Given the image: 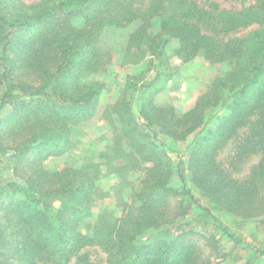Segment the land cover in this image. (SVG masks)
I'll list each match as a JSON object with an SVG mask.
<instances>
[{"label":"trees","instance_id":"1","mask_svg":"<svg viewBox=\"0 0 264 264\" xmlns=\"http://www.w3.org/2000/svg\"><path fill=\"white\" fill-rule=\"evenodd\" d=\"M79 18L82 24H74ZM135 20L125 56L145 45L154 74L141 84L144 72L129 75L114 108L123 136L150 167L134 210L83 230L94 180L72 167L50 171L41 163L70 147L71 126L88 119L98 104L103 83L84 77L109 65L102 32ZM251 25L242 35L222 38ZM171 41L182 61L202 55L230 66L180 114L152 96L172 78ZM130 92L139 94L141 118L133 113ZM4 106L11 110L0 120V154L9 151L18 177L0 176V264H94L80 253L87 247L103 251L105 264H210L204 247L215 250V237L179 231L177 219L186 210L181 201L171 206L179 195L169 185L172 161L149 127L184 140L211 122L189 153L191 181L226 213L264 218V0L238 11L197 0H0V110ZM230 140L234 150L224 163L219 152ZM250 156L257 160L247 174L235 176L230 169ZM148 230L156 234L144 236Z\"/></svg>","mask_w":264,"mask_h":264},{"label":"rangeland","instance_id":"2","mask_svg":"<svg viewBox=\"0 0 264 264\" xmlns=\"http://www.w3.org/2000/svg\"><path fill=\"white\" fill-rule=\"evenodd\" d=\"M23 1L32 2L35 0ZM142 1L145 2V0ZM197 1L201 6L210 5L217 9L231 11L241 10L256 2V0ZM82 21L80 18L75 19L74 24L80 25ZM153 22L155 23L152 31L157 32L159 21L156 19ZM138 25L139 20H135L124 27H106L102 32L100 44L109 58V65L104 72L84 77L90 82L103 83L98 104L88 119L71 126L70 147L62 154L52 155L41 163L45 169L50 171L72 167L84 172L94 180L91 215L81 223L83 230L91 231L102 217L119 216L125 209L134 210L138 204L134 197L139 192L142 180L150 167V163L142 161L140 154L133 150V146V149L130 147L127 139L123 136L114 108L115 101L121 95L129 75H138L144 72L143 79L138 80V84H141L143 80L151 79L154 74V69L148 68L149 59L152 56L146 50L145 45L141 50H137V53L131 52L125 56V51L130 46L128 45L130 34L135 31ZM251 28L252 25L241 31L223 35L222 38L242 35ZM175 46L176 42L171 41L166 49L173 71L172 78L152 96L154 103L171 106L180 114L189 110L206 85L214 77L224 74L230 66L227 63L208 61L202 55L182 61L181 57L174 53ZM130 55L134 57L138 55L136 56L137 62H130V58L133 57ZM138 95L136 92H130L127 94V98L132 103L134 115L141 118ZM10 110L11 107L4 106L0 110V120ZM210 125L211 122L207 126ZM207 126L196 130L184 140H174L157 131L155 127L148 128L153 139L161 144L172 161L173 174L169 185L176 188L179 195L175 196L171 206L181 201L186 210V214L177 219V223L181 227L179 231L193 229L198 234L215 237V250L211 251L210 246L204 245V255H211L210 264H260L262 261L257 262V258L262 256L261 252L264 250V218L242 219L226 213L215 203L210 202L191 181L188 166L189 153L197 138L204 134ZM234 143L235 140H230L228 145L219 152V160L224 163L230 161ZM115 151L119 152L115 154ZM7 153L9 151L0 154V176L6 179L17 178L18 176L13 171L15 165L8 161ZM106 154L110 157L119 155L109 160L108 157H105ZM256 160L257 156L245 157L238 164L237 170L229 169L235 176L241 177L247 174L250 165ZM162 231L163 229L158 233L166 232V230ZM152 234H156V230H148L143 235L150 236ZM195 237L197 239L198 236ZM199 239H197L199 244H205L204 240ZM80 253H85L94 264H105L106 255L99 248L87 247ZM74 262L72 259L69 264Z\"/></svg>","mask_w":264,"mask_h":264},{"label":"crops","instance_id":"3","mask_svg":"<svg viewBox=\"0 0 264 264\" xmlns=\"http://www.w3.org/2000/svg\"><path fill=\"white\" fill-rule=\"evenodd\" d=\"M262 253V256H259L258 258H257V262H259V261H262V263H260V264H264V250H263V252H261ZM256 262V263H257Z\"/></svg>","mask_w":264,"mask_h":264}]
</instances>
